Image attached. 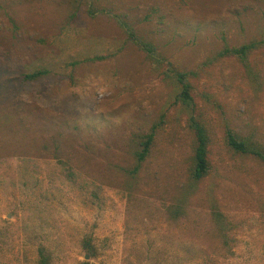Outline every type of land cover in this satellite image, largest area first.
I'll use <instances>...</instances> for the list:
<instances>
[{
	"label": "rangeland",
	"instance_id": "obj_1",
	"mask_svg": "<svg viewBox=\"0 0 264 264\" xmlns=\"http://www.w3.org/2000/svg\"><path fill=\"white\" fill-rule=\"evenodd\" d=\"M192 117L211 171L184 200ZM229 131L264 148V0H0V264H264V164Z\"/></svg>",
	"mask_w": 264,
	"mask_h": 264
},
{
	"label": "trees",
	"instance_id": "obj_2",
	"mask_svg": "<svg viewBox=\"0 0 264 264\" xmlns=\"http://www.w3.org/2000/svg\"><path fill=\"white\" fill-rule=\"evenodd\" d=\"M123 26L127 30L129 39L134 41L142 50L146 51L151 57H154V55L157 54V49L154 45L145 42H139L135 36L134 30L127 24H123ZM258 47L259 43L244 44L240 47H226L222 52L219 53V57H237L243 65L248 67L249 56ZM169 67V76L172 77L175 80L176 84L179 86L180 92L178 98L180 102H182L188 108H191V106L193 105V98L191 95L193 86L190 82L192 73L180 71L177 68H171V65H169ZM38 75L39 74H33L27 76V78L35 79ZM190 127L196 137L193 163L190 170V179L193 182V185H191L190 187L184 186V200H186L187 197L190 196L194 189H196V186L200 184L210 174L211 171V164L208 158L210 140L208 132L205 127L193 117L190 120ZM157 129L158 126L154 125L149 133L139 137V149L134 154L136 164L133 168L127 170L129 176L134 180L140 174L141 170L144 167V164L150 157ZM227 143L230 148L233 149L236 153L246 156H253L264 164V148L254 143L251 139H242L233 131H229L227 133ZM179 207L180 206H178L177 208ZM39 257V264H51L50 258L46 254L45 249L42 248L39 250Z\"/></svg>",
	"mask_w": 264,
	"mask_h": 264
}]
</instances>
